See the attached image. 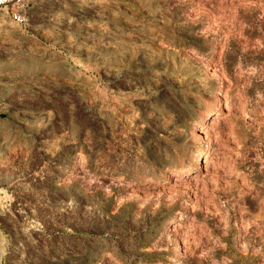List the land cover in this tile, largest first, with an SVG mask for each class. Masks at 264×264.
<instances>
[{
    "label": "rangeland",
    "instance_id": "obj_1",
    "mask_svg": "<svg viewBox=\"0 0 264 264\" xmlns=\"http://www.w3.org/2000/svg\"><path fill=\"white\" fill-rule=\"evenodd\" d=\"M0 264H264V0L0 6Z\"/></svg>",
    "mask_w": 264,
    "mask_h": 264
},
{
    "label": "built area",
    "instance_id": "obj_2",
    "mask_svg": "<svg viewBox=\"0 0 264 264\" xmlns=\"http://www.w3.org/2000/svg\"><path fill=\"white\" fill-rule=\"evenodd\" d=\"M10 1H12V0H0V6L5 5V4H7L8 2H10ZM12 17H13V18H16L17 16H16V14H13Z\"/></svg>",
    "mask_w": 264,
    "mask_h": 264
}]
</instances>
